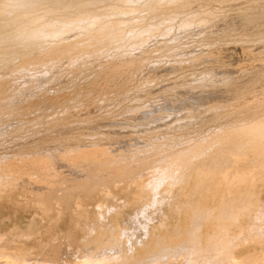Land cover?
<instances>
[{
  "label": "bare ground",
  "instance_id": "obj_1",
  "mask_svg": "<svg viewBox=\"0 0 264 264\" xmlns=\"http://www.w3.org/2000/svg\"><path fill=\"white\" fill-rule=\"evenodd\" d=\"M200 1L201 0H193L192 2H196L195 4H197ZM174 3H177L178 9L190 6L188 0H0V81L10 78L14 73L23 72L25 78L22 79V85L26 87L36 82L37 84L35 83V85L39 87L40 91L38 93L40 94L43 91L42 86L46 80L56 79L63 66L69 67V65L72 64L74 71H89L102 67L104 72L102 70L103 73L100 75L105 74L104 76L108 77L115 76L121 71H126L124 77L128 81L131 76L135 75L139 68L129 65L131 61L129 64L127 63L128 59L125 61V54L127 55V53H130L129 56L134 57L132 52L136 50L134 53H138L139 56H142V53L149 51L150 45L153 44L154 40H151V44L148 43L149 40L158 34L160 36L166 35L165 37L173 34L172 38L175 39L179 35V32H192L191 27L194 28L197 26L201 31H203L204 27H208L205 26V24L206 22L210 23V21H208L210 19L208 18L214 12L210 11L205 14H200L195 12L191 13L190 10L185 16L180 17L174 12L175 9L173 10ZM243 3L247 2L244 1ZM249 3L251 2H248L244 7L238 8L237 14L231 11L235 13L233 16L220 17L219 24L213 22L212 25L211 23L208 25H219V29H227L228 31V29H232L233 26L239 23L233 22L237 20L241 23L239 25H243L244 28L248 27L251 30L253 29L252 31L256 33L260 31L264 32V25H262L264 19L260 20L258 18L261 21L258 23V19L255 18L256 15L258 17L264 14V3L261 2L262 4H258L257 7ZM189 9L191 8L189 7ZM230 10H227L229 13H225L224 15H229ZM172 12L173 15L169 18L162 17L160 20L153 21L154 17H158L160 14L170 15ZM211 12L212 14L210 15L209 13ZM215 12L217 13V11ZM221 12L222 11L218 14V11L217 14L220 16ZM232 13L230 15H232ZM190 25L191 27L189 28ZM209 29L210 30L207 28L206 30L204 29V32H211L213 28L211 27ZM213 30L215 31V29ZM170 31L172 32L171 34ZM217 33H219V31ZM165 37H161V39ZM244 45L242 47L248 48V46L246 47V45ZM263 45L264 44L260 45V47ZM257 48L255 47L254 49ZM254 49L252 48V50ZM137 59L139 58L137 57ZM139 61L137 63H139ZM135 63L136 62H134V64ZM159 65L161 66L158 68L162 71L173 68L171 66L166 68L163 64ZM158 68H148L146 77H155L157 71H161ZM229 72H221L223 76L226 74L224 79H226L227 73L228 75L232 73ZM42 74H45V77H43ZM31 76L35 78L32 80L30 78ZM231 76L234 77L235 75ZM263 76L264 65L262 68L260 66L253 68L244 78L238 79L237 77L236 79L238 80H230L231 82L229 83L228 81L227 84L225 82L226 86L224 84L223 86L221 85L222 87H216L213 96L217 95L223 97L227 93H232V95L243 93L247 86H250L252 82L260 81ZM221 79L219 78V80ZM156 80L157 79H155L154 82ZM2 87L3 85L0 87V93L3 91L4 94H6V88L8 87L5 85L3 89ZM25 89L29 88L26 87ZM154 89H160L159 91H162L163 95H167L171 92L169 87H158L153 88V90ZM260 90L262 91L263 89ZM260 94H264V92ZM9 95L14 97V100L10 97L6 103L0 101L1 137L2 132L9 130L17 123V121L15 122V118L18 108L29 107L34 104L30 103L27 98H17L18 94L15 92ZM261 99H263V97ZM59 100L60 98L40 99L38 105H36L37 110L42 111L48 106L54 107L58 105ZM146 106H148V104H146ZM142 107L127 109V112H129V114L131 112L132 115L124 117V122H131L129 123L130 126L136 128L139 126H148V122L154 121L155 123V121L159 120L156 114L153 115V112L152 115L150 114L153 107L152 105H149L148 108ZM186 108L187 107H184V110ZM255 108L257 110L254 109V112L236 117L239 118V120L228 123L227 121L224 123L219 122L223 117L221 116L222 118L220 117V120H218L219 116L217 115L216 118H213L211 115L213 111L207 109L208 115L206 116L208 117L211 115L212 117H210L213 118V120H211L209 117V121L215 122L218 117V121H216L219 122V124H216L217 126L214 127L217 131L214 130L215 132L213 133L209 132L210 134L208 133V135L207 132L209 129H207L208 131L206 130V133L204 131L207 136L202 132L203 134H201L205 137H202V140L199 139L198 145L197 143L196 145L194 144L196 147L186 149L187 151L184 147L182 151H180V149L178 150L180 152L174 150V152H170L171 147L170 150L167 148L169 150L168 153H171L167 155V150L164 149L166 150V154L163 158L161 156V159L158 158L160 157L158 153L160 150L159 148H161V146L163 147V145L159 141L155 148L148 154L145 153L143 157L142 155L140 157L139 154L137 156L139 158H133L135 155L130 157L132 153H129L127 156L126 152L128 153V149L137 150L138 148H133V146L135 147L136 145L132 144V142L130 143L131 145H128V140L124 141L126 138L116 141L114 144H111L109 141H102L100 143L99 141H94L91 144L88 143L84 145L76 143L80 148L89 145L90 147L97 146V149L99 144H104L110 148L109 150L107 146L105 147L107 149L104 147L101 148V146L99 147L101 148L100 150L94 151L95 149L93 148L91 152L90 150L85 151V148H83V151L81 149L79 150L80 152L77 153L76 150L78 149H74L76 152L70 149H64L63 151V149L61 150L58 146V149L55 151H49L47 154L38 157L31 156L30 154L24 155L23 153L11 156H0V207H3L5 204H9V206L17 205L19 194L22 195V193L29 192V194L32 193L33 196L35 195L39 202L41 201L40 206H42V203H47L46 205L44 204L47 208L50 202H60L63 211L70 210L72 216L77 208H81L82 203L81 201L80 203L77 202V208L75 207L73 211L68 202L71 197L68 198L69 196H66L69 191H75L76 195L83 193L84 198L88 197L89 199L92 197L97 198V195L98 197L101 196L102 199L101 197L100 199L102 201L97 199V201H101L98 205L99 209L97 208L99 212L97 217H93L95 218L93 221L89 220V217H86V215L83 216V209L81 213L79 211L80 209L76 210L75 212H79H77L78 214L76 215L74 214L77 220L72 216L75 223L71 221L74 223V225L71 223L74 228L73 232L68 236L66 235V231L62 234L67 236L68 245L70 244L69 246L76 248L73 249L75 251L72 250V252H75V254H73L75 261H73L72 264H264V103H259ZM141 109L142 111L140 112L141 114L142 112L145 114L144 117L137 116L141 115L138 112V110ZM154 110L156 111L157 109ZM215 110L217 111L216 108ZM215 110L213 113H215ZM33 112L35 113V111ZM92 112V109L85 107L82 111L77 110L74 113L87 117L90 116ZM72 114L73 112L70 115ZM120 114L122 115V113ZM222 115L225 116L224 113ZM204 117L205 116L202 118ZM202 118H199V121L201 120L200 122H202ZM147 119L149 121H146ZM150 119L152 120L150 121ZM203 120L205 122L207 121L206 118ZM114 122H117V120L110 124L103 122L94 124L92 128L99 129L104 127V129L108 130V133L111 132V134L117 133L120 135L121 131L118 132V130H122V123L113 124ZM202 123L200 125L204 127ZM178 124L181 125L182 123ZM170 125L173 126L172 123H170ZM174 125L176 124L174 123ZM155 126H157L156 123ZM186 126H188V124L182 127L187 128ZM73 127L74 126L69 128L65 127L66 129H63L65 132H69L75 129ZM141 143L142 142L138 144ZM145 145L147 146L146 143ZM69 148L71 147L69 146ZM142 150H144V148ZM173 155L178 156L177 158L175 156V159ZM169 157L177 160L176 162H178L182 169L174 164L175 161L171 158L170 161H174L172 163L174 165H172L168 160ZM165 158L169 161L168 164L170 166L168 167L165 166L168 162ZM59 163H62V165ZM141 166H143V171L140 169ZM66 169L68 172L66 173V182H64L66 186L63 187L62 182L64 176L62 177L61 174H63L62 170L66 171ZM139 169L142 175L138 176L139 181L133 182V186L130 185V187H128L130 189L122 187L119 192L115 190L118 192L117 194H113L112 192L107 193L109 192L107 187L109 186L108 188H110V185L116 184L115 180H118V177L121 178V176H123L125 178L127 173L134 172V170L137 172ZM132 175V177H134L135 174ZM119 181L122 182L123 178ZM126 181L127 180H125V182ZM127 186H129V184ZM131 186L133 188H131ZM148 186H150L152 190L151 194L149 190H147L149 196L146 195L148 193L146 192V194H143V197L141 195V190L144 189L143 191L145 192V188L148 189ZM102 187H106V193L102 191ZM111 191H113V188ZM35 201L36 199L34 203ZM24 204L25 203H22L23 207ZM33 204L32 207L35 206ZM36 204L38 203L36 202ZM83 204L85 205V203ZM129 205H131L130 208L133 207V210L137 211V209H139V213L142 214L143 219H140V222H138L139 224L136 223L137 220L135 221V219L140 218L137 217V214L139 216L138 211H135L134 215H131L132 213L125 215V212H115V210L124 206L128 207ZM96 206L94 207L95 209ZM28 207L27 205L26 208L28 209ZM94 208L92 209L95 211ZM124 208H122V211H126L123 210ZM2 209L4 208H1V210ZM49 209L50 208H47V210ZM51 209L50 211L52 212ZM71 210L73 212H71ZM130 210L128 209L127 211ZM54 211H56V209ZM58 211L56 212L57 214L54 212L57 216L52 217V215L50 217L52 218L51 220L49 217L47 218V220H50V225L48 226L49 230L47 229L44 233L38 231V227H35L36 224L35 226L31 224L29 227H27V225H29L27 224L23 229L13 226L11 227L10 233L8 234L9 231L7 232L12 238H21L22 243H34L36 245V250L32 247L34 246L33 244L31 247L34 249L33 251H35V253L34 255L32 253L29 254H32L33 257L41 258V260H39L40 264H69L70 259L68 256L72 254L67 255V257L64 256L66 254L65 249L69 247L64 248V240H61L62 236L61 238L58 237L62 231L59 229V226L57 227V224L58 222L59 224L63 222V218L61 219L62 221L59 219ZM112 211H114V213ZM29 212L31 211L29 210ZM40 212H42V210ZM92 213L95 215V212ZM42 215L45 216L43 212ZM124 215L126 217L129 216V220L132 219L133 221L134 219V223L138 225L125 229V231L124 229L122 230L124 227L121 226L120 228V220L125 217ZM7 216L6 214L3 217L5 218ZM35 217L31 219L32 221L30 220L32 223L36 222ZM118 222H120L119 225ZM104 224L106 227L103 226ZM125 225L126 222L124 226ZM90 226L96 227V232H98L97 235H94L98 237H96V239L94 238V240L90 239L91 241L88 240L87 237V235L90 236ZM101 227L104 229H100ZM45 229L46 228H44V230ZM76 230L81 235V239L75 237ZM140 231L143 232L142 235L145 234V236L136 237V234H139ZM91 233L94 234V231ZM7 234H0V250L5 249L6 251V249H9V251H12H10L11 254H8V252H0V258L3 260L9 258L8 262H5L8 264L12 257L16 261L11 259L13 261L10 262L16 264L18 263L17 258L21 256L22 250L18 247V249H14V246L17 244L16 242H12L15 241L14 238V240L9 238L12 243H15L14 246L12 244L13 247L9 248L11 242L9 241L10 243H8V241H6L7 239L5 238H8ZM117 234H120V236L118 237ZM124 234L127 237L126 239H123ZM45 238H47L46 241H48L49 245H47L48 248L45 247V249H43V246L46 244L43 242ZM22 239L25 240L23 241ZM64 239L66 241L65 237ZM85 241H87V243L91 242V246L87 244L86 247H84V244V246H82L81 243H86ZM5 242L9 245L4 244ZM80 244L85 249L90 248L89 251L86 250L84 252V250L79 247ZM21 248L23 247L21 246ZM24 251L26 250L23 249L22 252L24 253ZM72 252L70 250L69 254ZM27 254L28 252L26 253V257ZM67 258L68 261L64 260ZM5 261H7V259ZM23 261H25V259H23ZM30 261H33V259ZM22 262L20 264H22ZM23 263L28 264L27 259ZM35 264H38V262Z\"/></svg>",
  "mask_w": 264,
  "mask_h": 264
},
{
  "label": "rangeland",
  "instance_id": "obj_2",
  "mask_svg": "<svg viewBox=\"0 0 264 264\" xmlns=\"http://www.w3.org/2000/svg\"><path fill=\"white\" fill-rule=\"evenodd\" d=\"M188 1L190 2L189 7L191 9H189V7H184V8L178 9L177 3L173 4V10L175 9L174 12L176 13V15L183 17L190 10H191V13L195 12V13H200V14H205V13L212 11L214 13L212 14V12H211L209 14L210 15L212 14V15L211 16L208 15V16L212 17V18H210V17L208 18V19H210L208 21H210L211 25L213 22L218 23L220 17L233 16V15H235V13L237 14L238 8L244 7L248 2H251L249 4H252V6H254V7H255V5L257 7L258 4L261 5L262 4L261 2L264 3L263 0H237V1L236 0L235 1L234 0H232V1L231 0H201L197 4H195L196 2L193 3L192 2L193 0L192 1L188 0ZM229 1H231V2H229ZM244 1H246L247 3H243ZM230 8H231V10H230ZM227 10H230V14L232 12H235V13H232V15H230V14L224 15L225 13H229V11L227 12ZM215 11H217V13L219 11L218 14H220V11H222V12L224 11V12H223V14L221 12V15L219 16ZM172 15H173V12L170 15L160 14L158 17H154L153 21L160 20L162 17L169 18ZM259 16L257 17V15H256L255 18H257V19L259 18L260 20L264 19V14L262 16L261 15H259ZM259 19H258V23L261 22ZM174 21H175V19H174ZM233 22H239V23H237L236 26H233L232 29H228V31H227V29H224V30L219 29L220 26L217 24H216L217 26H211V25H208V24H210L209 22H206L207 25L205 24V26H208L206 28L208 30H210L209 28L212 27L213 29H215V31L212 29L211 32L207 33V31L204 32V29L206 30L205 27H204L203 31H201V30H199V27L196 26L197 28L196 27L192 28L190 25L189 28L191 27L192 32H188V31L179 32V35L175 39L172 38L173 34L171 36L167 35V37H165L166 35L160 36L158 34L157 36L154 37L155 39L152 37L148 43L151 44L152 43L151 40L153 39L154 40L153 44H152L153 46L150 45V50L146 51L145 53H142V56H139L138 53H134L136 50H133L134 52H132V53H133L134 57H130L129 56L130 53H127V55L125 54V56H124L125 58L123 57L125 59V61L128 59V62H127L128 64L131 61V64H129V65L139 68V70H137L138 72L136 71L135 75L131 76V78L128 79V81L124 77L125 76L124 74L126 71H121V72H119L120 74L117 73L115 76L108 77V76H104L105 74L100 75L104 72V69H102V67L101 68L98 67V68H95V69H92L89 71H79V70L74 71L73 67H72L73 64L71 63L72 65H69V67L63 66L61 68L62 70H60L61 72L58 74V77L56 79L46 80L42 86L43 91H42V93L39 94L38 92L40 91V89H39V87H37V85H35L36 82L35 83L33 82L31 85L26 86L29 89H25L26 87H24L22 85V79L25 78V76L23 75L24 74L23 72L12 74L10 76V78H7L6 80L0 81L1 82L0 87H1V85H3V87H4V85L6 87H8V88H6V90H7L6 94H4L3 91L0 93V101L6 103V101H8L10 99V97H12L9 94H12L13 92H15L16 94H18L17 98H19V99H23V97L27 98L30 101V103H32V104L34 103V104L29 106V107L18 108L17 114H16L17 116L15 118V122L17 121V123L12 128H10L9 130L2 132V137L0 134V137H1V139H0V156H4V155L11 156V155L23 153L24 155L30 154L31 156L38 157L40 155L47 154L49 151L50 152L55 151L56 149H58V146L61 150L63 149V151H64V149H66V150L70 149L71 151L72 150L75 151L76 149H78V150H76L77 153L80 152L79 150H81V149L83 151L84 150L83 148H85V151H89V150L91 151L93 148L95 149L94 151H96L98 149L100 150L103 147L105 148L107 145L105 146L104 144H102V145L99 144L98 149H97V146H95V147L91 146L92 147L91 148L89 145H87V147L82 146V148H80L79 146L76 145V143H80V145H84V144H88V143L91 144L94 141H99V143L102 141H109V142H111V144H114V142L120 141L121 139H125V138L126 139L124 141L128 140V142H129L128 145H131L130 143L132 142V144L136 145L135 147L133 146V148H138L137 149L138 151L136 149L133 150L131 148L128 149L129 151L126 150V151H128V153L126 152L127 156L129 155V153L130 154L132 153V155L130 157H133L135 155L133 158H139V157H137L138 154L140 157H141V155L143 157L145 153L148 154L150 151H152L155 148L156 144H158L159 142L162 143V145H163V147L161 146V148H159L160 149L159 153H158V155L160 156V157H158L159 159H161V156H162V158L165 157V154L168 153V151L170 150L171 147H172L171 148L172 151L170 150V152L178 151L179 149H180V151H182V149L184 147H185L184 148L185 150L186 149H192V148L196 147L195 146L196 143H197V145L199 144V141H200L199 139L202 140L205 137L204 135H206L205 133L208 131L207 129H209L207 134L209 132L213 133V132L217 131V129H215L214 127H216L217 126L216 124H219V122L224 123L227 121V123H228V122H232L234 120H239V118H236V117H241V116L246 115L247 113L254 112L255 111L254 109H256L255 108L256 105H259V103H261V102L264 103V100H263L264 94H260V93L264 92V76H263V78H261L260 81L252 82V84H250V86H247L244 89L245 91L243 93H238V94H233V95H232V93H227L223 97L217 96V95L213 96L215 94L214 91H215L216 87H220L221 85L223 86L225 84V82L227 84L228 81L230 83L232 80L235 81V80H238L239 78H244V76L246 74L250 73L253 70V68H257L259 66L262 68V66L264 65V45L262 47H260V45L264 44V32L260 31L259 33H256L254 31H252L253 29L251 30L248 27L244 28L243 25H239V24H241L240 21L236 20ZM199 25H201V24H199ZM262 25H264V23ZM218 31H219V33H217ZM171 33L172 32L170 31V34ZM159 36H160V38L158 39ZM161 37H165V38H162L163 39L162 40ZM154 42H156V43H154ZM260 43H262V44H260ZM244 44L246 45V47L248 46V48L242 47ZM256 45H259V46H256ZM151 46H152V48H151ZM254 46L256 48L257 47L258 48L254 49L255 48ZM251 47L254 50H252ZM259 48H261V49H259ZM209 55H212V56H209ZM128 56L130 57L131 60L129 59ZM137 57L139 59H137ZM132 58H134V59H132ZM140 59H142V60H140ZM138 61H139V63H137ZM134 62H136V63L134 64ZM160 62H162V63H160ZM159 64H163L164 67H166V68L168 66H171L173 68H169L170 70L167 69L166 71H164V70L162 71L160 68H158L159 66H161ZM148 68L149 69L158 68L161 71H157V73L155 74V77H153V76L146 77V75L148 73L147 72ZM102 70H103V72H102ZM227 71L228 72L230 71L232 73L229 75L227 73L226 79H224L226 74L223 76L222 73H226ZM231 75H235L236 77L235 76L233 77ZM42 76L45 77V74H42ZM237 77H238V79H236ZM30 78L33 80L35 77L31 76ZM219 78L220 79L223 78L224 80L223 79L219 80ZM229 78H231V79H229ZM153 79L154 80L157 79V80L154 82ZM148 80H149V82H148ZM195 80H197L198 82ZM190 83H191V85H190ZM7 84H9V85H7ZM226 84H225V86H226ZM157 86L161 87V88L162 87H169L171 89V92L167 95H163L162 91H159L160 89L159 90L158 89L153 90V88H158ZM3 87H2V89H3ZM258 89H259V92H258ZM260 89H263V90L261 91ZM171 93H174V94H171ZM229 96H231V97H229ZM262 97H263V99H261ZM13 98L14 97H12V99ZM45 98H52V99L60 98V100H59V102L57 101L58 105H56L54 107L48 106L47 108H45L42 111L37 110L36 105H38V103H39L38 101L40 99H45ZM186 98H187V100H186ZM188 100H189V102H188ZM194 100L196 103L194 102ZM180 101H181V103H180ZM182 101H183V103H182ZM93 103H95V104H93ZM146 104H148V106L149 105L153 106L150 114L152 115L154 113L153 115L156 114V117L159 118V120L155 121L157 126H155L154 121H152V122H148V126H144V127L139 126V127L134 128V127L130 126L129 123H131V122H124L125 121L124 117H126L127 115L128 116L132 115L131 112H130V114H129V112H127V109H131L133 107L134 108L135 107L140 108L142 106H143L142 108H146V107L148 108V106H146ZM85 107L92 109V111H93L91 114L92 116L90 115L87 117H83V116L77 115V113H74L77 110L82 111L83 109H85ZM176 107H178V108H176ZM184 107H187V108L184 110ZM210 108H212V109H210ZM215 108L217 109L218 112L215 110ZM154 109H157L158 111L157 110L155 111ZM207 109L209 111L211 110L213 112L215 110V113H217V114L212 112L211 115L213 116V118H216V115H217V116H219V119H218V117H217V119L220 120L223 117L222 120H220L219 122H217L218 121L217 119H216L217 121L215 120V122L209 121L212 116L210 114L209 115L211 117L206 116V115H208ZM33 111H35V113ZM140 111H142V109L138 110V112L141 114ZM72 112H73V114L70 115ZM120 113H122V115ZM223 113L225 114V116L222 115ZM226 114H227V116H226ZM144 115L145 114H143V112H142L141 115H137V116L138 117H141V116L144 117ZM199 115H200V117H199ZM201 116L202 117L205 116V117L202 118ZM198 117L200 119L202 118V122L204 121L203 119H205V118L207 121L206 122L204 121L203 122L204 124H203L202 122H200L201 120L199 121ZM80 118H82V119H80ZM213 118H211V120H213ZM148 119L146 121H149ZM116 120H117V122H114L113 124H116V123L118 124L119 122L122 123V125H121V127H123L122 130H118V132L121 131L120 135H118L117 133L116 134H111V132L108 133V130L104 129V127L99 128V129L92 128L94 124H99L102 122L110 124L111 122L116 121ZM151 120L152 119H150V121ZM197 120H198L199 124H198ZM195 121H196V123H195ZM170 123H172L173 126H171ZM174 123L176 125H174ZM178 123H180V124L182 123V124L179 125ZM201 123L204 127H202L200 125ZM187 124H188V126H186L187 128L182 127V126L187 125ZM0 126H1V124H0ZM72 126H74L73 128H75V129L70 130L69 132L64 131V129L72 127ZM154 126L157 127L158 130ZM159 127H161V128H159ZM165 127H166V129H165ZM167 127H169V128H167ZM211 129H213V130H211ZM49 130H50V132H49ZM204 131H205V133H204ZM202 132L204 133V135H202L203 134ZM140 142H142V143L145 142L147 144V146L145 145V143H143V145H142V143L138 144ZM149 142H151L152 144ZM192 142H194V143H192ZM67 143H68V145H67ZM138 145H140V146H138ZM153 145H154V147H153ZM171 145H173V146H171ZM51 146H52V148H51ZM69 146L71 148H69ZM73 146H76V147H73ZM143 146H145V147H143ZM99 147H101V148H99ZM142 147L144 148V150H142L143 149ZM107 148H108V150L110 149L108 146H107ZM107 148H105V149H107ZM140 148H141V150H140ZM174 148H176V149H174ZM111 149H113V148H111ZM164 149H166L167 151ZM165 151H166V153H165ZM180 151H178V152H180ZM170 152L167 155H170L171 154ZM167 155H166V157H167ZM145 156H147V155H145ZM175 156L177 158L178 155H173L174 158H175ZM171 158L172 157H169L168 160L170 161ZM174 158H172V159L174 160ZM165 160L168 161L166 158H165ZM173 160L170 161L171 164L175 161L174 164L179 166L178 162H176L177 160H174V161ZM169 161L167 162V164L169 163ZM167 164L165 165L166 167L170 166L169 164L168 165ZM174 164H172V165H174ZM60 165H62V163ZM142 167L143 166L140 167L141 171H143ZM140 169L137 170V172L134 170V172L127 173L125 175V178L123 176H121V178L118 177L119 179L116 178V179H118V180H115L116 184L110 185V188H108L109 187L108 186L107 190L109 189L108 190L109 192H107V190H106V192L107 193L112 192L113 194H117L121 190L122 187H124L125 189L126 188L130 189L128 187H130V185L133 186V182L139 181L138 176L142 175L141 174L142 172H140ZM144 171H145V168H144ZM62 173L63 174H61V176L62 177L64 176L62 186L65 187L66 184L64 182H66L65 178L67 176L66 173H68L67 169H66V171L62 170ZM132 174H135L134 175L135 178L132 177L133 176ZM122 178H123V181L120 182L119 180H122ZM124 179L127 181L125 182ZM133 179H136V180H133ZM121 183H122V186H121ZM118 184L120 187L118 186ZM128 184H129V186H127ZM113 186L114 187L116 186L117 189H116V187L114 188ZM132 186H131V188H133ZM111 187L113 188L114 192L111 191V189H112ZM148 187H147L148 189L145 188V190H146L145 192L143 191L144 189L141 190L142 196H143V194H146V192H148L147 190H149V192L151 194L152 190H151L150 186H148ZM105 189H106V187L105 188L102 187V191L105 192ZM115 190H117L118 192ZM149 192L146 194L147 196H149L148 195ZM58 194H60V193H58ZM82 194L79 193L78 195H76L75 191H69V193L66 196L67 197L69 196L68 198L71 197L70 200H68V202H69L73 211L75 210V207L77 208V205H76L77 202L80 203V201H81L82 204H81V208H79L80 210L78 208L76 210H79L81 213V210L83 209L82 212L83 211L84 212L86 211V212L85 213L83 212L84 215L83 214H81V215H83V216L86 215V217H89L88 218L89 220L93 221L95 219L93 217H95V216L97 217L98 212H99V210L97 211V208L99 207L98 205L102 201L101 200L102 197L100 196L102 193L99 195L101 197V199H100V197H98V195H97V198H94V197H92L90 199L88 197L84 198V194L83 195ZM19 196H20V198H19ZM19 196H18L17 205H14V206L10 205L9 206V204L4 203L5 205H3V207H0V216L2 214V216L0 217V222L2 221L0 223V234H2V233L7 234L8 231H9L8 232V234H9L10 230L12 229L11 227H13V226H16L19 229H23V228H25V226L27 224H29V225H27V227L31 226V224H33L34 226L36 224L35 227L36 228L38 227V231L41 233L42 232L44 233V231H47V229L49 230L48 226L50 225V220L52 219L50 217L52 215H53L52 217L57 216V215H55V213L59 209L58 216H59L60 220L63 218L62 219L63 222L62 223L60 222V224L58 222V224H57V227L59 226V229H61V231H62L59 234L60 236H58V237L61 238V236H62L61 240L62 241L64 240L63 241L64 248H67V247L70 248V249L69 248L65 249L66 254L64 256L67 257V255L72 254L71 256H68V258L70 259L69 264H72L73 261H75L74 260L75 258L73 257V254H75V252H72V250L76 249V248H72L71 246H69L70 244L68 245L69 242L67 241V236L73 232V229H74L73 225L75 223L74 218L75 219L77 218L74 216L76 214H78L79 212L77 211L78 212L77 213V212H75L76 210L74 212L71 210V212H73L75 214L74 215L72 213L73 214L72 216L74 217L73 218L71 216L70 210L69 211H67V210L63 211L62 206L60 205L61 204L60 202H58V203L53 202L54 204L51 202H50V204L48 203L49 207L47 206V208H50V209L53 208V209H51L52 210V212H51L50 209L47 210V208L45 206L47 203L46 204L44 203L45 205L42 203V206H40L41 201L39 202L37 200L38 198H36L35 195L33 196L32 193L31 194H29V192L28 193H22V195L19 194ZM34 197L36 199L35 203H34V200H35ZM97 199L98 200L100 199L101 201H97ZM26 201H28V202H26ZM19 202H21V203H19ZM36 202L38 204H36ZM22 203H25L24 207H23ZM83 203H85V205ZM32 204L35 206L32 207ZM6 205H7V207H6ZM27 205L29 206L28 209L26 208ZM44 206L46 209L44 208ZM56 206H57V208H56ZM95 206H96V209L94 208ZM124 207H126V208H124ZM124 207H122V208H124L123 210H126V211H122V208H120L118 210H115V212L116 211H117V213H121V212L124 213L125 212L124 213L125 215L132 213L131 215H134L136 210H133L132 209L133 207L130 208L131 205H129L128 207L127 206H124ZM1 208H4V209L1 210ZM36 208H38V209H36ZM40 208H41V210L45 216H43L42 212H40L41 211ZM92 208H94L95 211ZM55 209H56V211H54ZM128 209L129 210L131 209V210L127 211ZM29 210L31 212H29ZM137 211L139 213V209H137ZM37 212H40V213H37ZM44 212H47V213H44ZM60 212L62 213V215ZM92 212H95V215H93ZM112 212L114 213V211H112ZM48 213L49 214L52 213V214L49 215ZM145 213H144V215H145ZM6 214L8 215L7 216L8 219H7V217H5L7 220L3 217ZM33 214H35V215H33ZM68 215H70L71 217ZM61 216H63V217H61ZM30 217H32V218H30ZM33 217H35L36 222L32 223L31 219H33ZM48 217L50 218V220L49 219L47 220ZM137 217H140V218H137ZM137 217H136L137 219H135V221L137 220L136 223L140 222V219H143L142 218L143 216L141 213H139V216L137 214ZM38 218H39V220H38ZM129 218H130L129 216H127V217L125 216L124 218H122V220H120L121 224H120V222H118V225L120 224V228H121V226L124 227V228H122V230L124 229V231H125V229L132 228V227H134V225H136V223H134L135 222L134 219L132 221V219L129 220ZM71 221H73L74 223ZM29 222H31V223H29ZM44 222H45V224H44ZM125 222H126V225L124 226ZM128 222H130V223H128ZM132 222H133V224H132ZM105 224L103 225L104 227H106V225H108V224H106V225ZM42 226H43V228H42ZM44 228H46V229L44 230ZM89 229H90V233H89L90 236L87 235L88 240H90V239L94 240V238L96 239V237H98V236L95 237L94 235H97V233H98V232H96L97 228L91 227ZM100 229L103 230L104 228L101 227ZM92 230L94 231V234L91 233V232H93ZM65 231H66L67 236L62 235ZM91 234H92V236H91ZM142 234H143V232L140 231L139 234L138 233L136 234V237L145 236V234L144 235H142ZM117 236L119 237L120 234H117ZM64 237L66 238L67 242L65 241ZM75 237H78L81 239V235L78 233L77 230L75 231ZM9 238L12 240L14 237L12 238L8 235V238H5V239H7L6 241H8V243L11 242ZM126 238L127 237L124 234L123 239H126ZM14 239H15V241H12V242H16L17 244L19 243L18 245L16 244L17 246L15 245V243H12V242L10 243V245L7 242H5L4 244H8L9 248L13 247L15 245L14 249L19 248L22 251H23V249L26 250V251H24V253L21 251L20 255L22 256L23 259H25V261L27 259L28 264L29 263L35 264L36 262H38V264H40L39 260H41V258H37V257L32 256V254L34 255V253H35V251H33L34 249H32V247L35 248V246H36L34 243L27 242V240H26L27 243L25 244L24 242L22 243L21 238H17L18 240L16 238H14ZM22 240L24 241L25 239H22ZM46 240H47V238H45L43 241L46 243V244L43 243V244H45V246H43V249H45V247L48 248L47 245H49V244H48V241H46ZM19 241H21V242H19ZM87 241H85L86 243L82 242L81 243L82 246H84V245H85L84 247H86L87 245L91 246V244H90L91 242L87 243ZM20 243H22V244H20ZM12 244H13V246H12ZM32 244L34 246H32ZM81 244L79 245V247L82 250H84V252L86 250L89 251L90 248L85 249L81 246ZM21 246L23 248H21ZM5 247H6V245H5ZM30 250H31V252H30ZM35 250H36V248H35ZM70 250L72 253L69 254ZM10 251H12V250H10ZM10 251H9V249H6V251H5V249L0 250V252H3V253L8 252V254L9 253L11 254ZM73 251H75V250H73ZM25 252L26 253L28 252V254H27L28 258L26 257ZM29 253H32V254H29ZM12 256H13V254H12ZM21 256L17 258L18 263H16V264H20L23 261ZM66 257H63V258H66ZM68 258L64 259V260L68 261ZM0 259H2V258H0ZM6 259H7V261H5ZM11 259H13V258L11 257L10 261L15 260V259H13V260H11ZM19 259L20 260L22 259V260L20 261ZM28 259H29V261H28ZM32 259H33V261H30ZM8 260H9V258H5L4 260L2 259V260H0V264H1V262H2V264H4L5 262H8ZM10 261H9V263L11 264L12 262H10ZM25 261H23V262H25ZM23 262H22V264H25ZM12 264H14V263H12Z\"/></svg>",
  "mask_w": 264,
  "mask_h": 264
}]
</instances>
